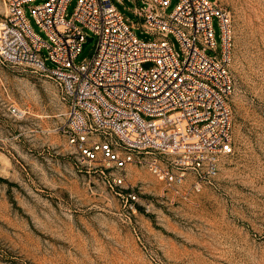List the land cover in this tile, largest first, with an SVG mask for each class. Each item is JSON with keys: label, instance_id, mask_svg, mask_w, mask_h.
I'll return each instance as SVG.
<instances>
[{"label": "rangeland", "instance_id": "1", "mask_svg": "<svg viewBox=\"0 0 264 264\" xmlns=\"http://www.w3.org/2000/svg\"><path fill=\"white\" fill-rule=\"evenodd\" d=\"M218 1L233 25V150L199 192L191 174L168 186L163 173L172 167L161 155L125 171L89 163L65 132L70 105L58 82L36 64L0 61V264H264V0ZM113 3L139 22L135 3ZM76 6L72 0L69 17ZM6 13L0 0V17ZM214 27L220 47L218 21ZM135 33L152 38L140 27Z\"/></svg>", "mask_w": 264, "mask_h": 264}, {"label": "built area", "instance_id": "2", "mask_svg": "<svg viewBox=\"0 0 264 264\" xmlns=\"http://www.w3.org/2000/svg\"><path fill=\"white\" fill-rule=\"evenodd\" d=\"M71 1L4 0L0 61L36 64L58 82L70 105L65 132L89 163L125 171L146 155H161L172 167L163 173L168 186L182 185L190 174L197 192L212 184L219 157L233 150L230 12L218 0H179L171 14L173 0H129L139 19L131 23L113 0H77L69 17ZM27 9L47 39L34 30ZM139 27L152 38L140 39ZM89 37L92 57L78 65ZM123 182L114 177L116 185Z\"/></svg>", "mask_w": 264, "mask_h": 264}, {"label": "water", "instance_id": "3", "mask_svg": "<svg viewBox=\"0 0 264 264\" xmlns=\"http://www.w3.org/2000/svg\"><path fill=\"white\" fill-rule=\"evenodd\" d=\"M93 40H94V39H93L92 37H89V38L87 39V41L84 43V45H83V49L85 50V49L87 48V46L93 42Z\"/></svg>", "mask_w": 264, "mask_h": 264}]
</instances>
